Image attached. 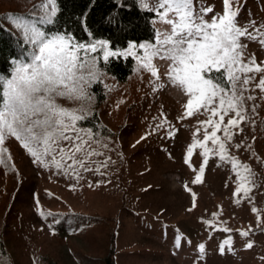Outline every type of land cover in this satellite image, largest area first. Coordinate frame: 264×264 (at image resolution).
Returning a JSON list of instances; mask_svg holds the SVG:
<instances>
[{
    "label": "rangeland",
    "instance_id": "rangeland-1",
    "mask_svg": "<svg viewBox=\"0 0 264 264\" xmlns=\"http://www.w3.org/2000/svg\"><path fill=\"white\" fill-rule=\"evenodd\" d=\"M140 1L156 13L155 0ZM43 2L0 0V16L24 40L10 18H20L43 30L40 18L44 12L39 7ZM195 6L197 10L212 9L205 19L224 11L223 0H195ZM233 10L238 12L240 27L253 33L264 31V0H234ZM153 23L156 36L152 42H131L117 50L134 60L125 81H117L98 67L104 51L99 44L92 54L97 78L91 84L99 81L106 90L99 106L100 118L114 135L94 139L88 129L77 127L88 141L85 150L76 154L77 160H84L83 166L75 164L73 171L67 167L73 161L68 160L64 168H57L51 163L52 156H45L43 165L34 162L14 137L6 138L0 146L6 149L0 153V201L11 195L0 204V227L9 203L13 210L10 220L18 218L20 225L8 246L12 264H84L85 251L91 256L103 255L104 242L98 245L91 241L87 251L85 235L94 224L81 219L72 226L58 222V214L73 213L117 218L116 264H264V91L256 86L264 73L249 74L255 79L243 95L254 99L245 101V120L238 128H230L232 139L224 141L228 154L250 169L251 191L234 196L237 176L231 163H223L212 154L216 146L211 141L207 142L212 152L201 181L194 183L205 159L202 149L194 148L188 163L185 158L194 139L203 140V128L195 137L194 133L209 113L201 111L182 118L188 97L168 83L166 62L152 60L159 69V80L141 66L145 49L140 45H154L157 32L170 28L157 14ZM241 41L247 45L245 57L254 56L257 64L264 62V46L258 40ZM89 87L90 99L57 97L56 103L88 114L94 104ZM217 136L223 139L222 132ZM225 240L230 245H224L222 251ZM0 264L11 262L0 259Z\"/></svg>",
    "mask_w": 264,
    "mask_h": 264
},
{
    "label": "snow or ice",
    "instance_id": "snow-or-ice-1",
    "mask_svg": "<svg viewBox=\"0 0 264 264\" xmlns=\"http://www.w3.org/2000/svg\"><path fill=\"white\" fill-rule=\"evenodd\" d=\"M223 3L222 15L205 19L212 9L197 10L195 0H155L153 10L170 28L157 32L154 45H140L145 49L141 66L159 80V69L152 60L158 58L166 62L164 75L168 83L188 97L182 118L201 111L209 113L207 120L198 122L200 127L194 133L195 137L203 128V140L194 139L185 158L188 163L193 149H202L201 155L205 159L194 183L201 181L207 156L212 152L207 147V142L211 141L216 146L212 154L218 155L223 163H231L237 176L234 196L241 192L246 196L251 191L250 169L228 154L224 141L230 142L232 133L229 129L238 128L245 120V101L254 99L243 95L248 91L246 86L255 79L249 74L264 73V62L257 64L254 56L245 57L247 45L241 38L258 40L264 46V31L253 33L247 27H240L236 20L238 12L233 10L234 0H223ZM39 7L44 12L41 22L53 23L58 11L56 0H44ZM10 19L14 27L22 31L30 51L13 61L11 77L0 76V146L6 138L14 137L34 162L43 165L46 163L44 157L52 156L51 163L64 168V164L71 160L73 164L67 167L74 171L75 164H84V160L76 159V154L85 150L88 141L80 134L83 130H77V122L84 119L87 112L62 108L56 98L81 101L91 98L86 86L97 78L92 55L97 52V44L104 50L105 62L109 57L123 53L107 50L104 42L85 45L67 34H49L35 25L25 24L20 18ZM256 86L264 91V77ZM153 90L156 91L157 87ZM225 117H229L226 123ZM217 132L223 133V139L217 136ZM3 151L6 149H0V153ZM224 245H230V241L223 242L222 251ZM199 247L203 251V245Z\"/></svg>",
    "mask_w": 264,
    "mask_h": 264
},
{
    "label": "trees",
    "instance_id": "trees-1",
    "mask_svg": "<svg viewBox=\"0 0 264 264\" xmlns=\"http://www.w3.org/2000/svg\"><path fill=\"white\" fill-rule=\"evenodd\" d=\"M56 6L58 11L53 23H44L43 31L49 34L64 33L85 45L104 41L110 50L117 51L125 49L131 42H152L156 36L153 24L156 13L144 7L139 0H56ZM3 18L0 16V76L11 77L13 61L20 59L30 48L25 40L6 25ZM133 66L134 60L131 56L109 57L107 62L104 58L98 59V67L117 81H125L132 73ZM89 90L94 99L93 109L84 119L77 122V127L88 129L94 139L112 138L114 133L103 124L99 112V106L106 98V90L99 81L93 82ZM16 181L18 182L17 179ZM5 192L8 193V190L4 189ZM10 196L8 193L0 204L8 201ZM9 206L10 203L6 207L0 227V259L12 264L8 246L14 241L20 225L17 224L18 218L15 222L10 220L13 210ZM57 216L58 222L66 226H72L77 219L86 224H94L92 230L85 235L89 244L87 251L91 250V241L98 245L104 242L106 250L101 256H91L85 251L82 255L85 263L91 261L92 264H116V240L119 231L117 218L110 215L86 216L77 213ZM94 251L96 252V248Z\"/></svg>",
    "mask_w": 264,
    "mask_h": 264
},
{
    "label": "bare ground",
    "instance_id": "bare-ground-1",
    "mask_svg": "<svg viewBox=\"0 0 264 264\" xmlns=\"http://www.w3.org/2000/svg\"><path fill=\"white\" fill-rule=\"evenodd\" d=\"M249 140V139H248Z\"/></svg>",
    "mask_w": 264,
    "mask_h": 264
}]
</instances>
